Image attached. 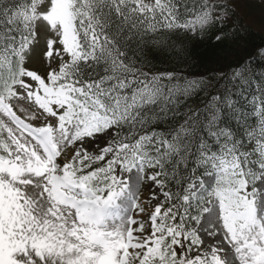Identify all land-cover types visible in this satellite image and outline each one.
<instances>
[{
  "label": "snow or ice",
  "instance_id": "obj_1",
  "mask_svg": "<svg viewBox=\"0 0 264 264\" xmlns=\"http://www.w3.org/2000/svg\"><path fill=\"white\" fill-rule=\"evenodd\" d=\"M255 2L0 0V264H264Z\"/></svg>",
  "mask_w": 264,
  "mask_h": 264
},
{
  "label": "rangeland",
  "instance_id": "obj_2",
  "mask_svg": "<svg viewBox=\"0 0 264 264\" xmlns=\"http://www.w3.org/2000/svg\"><path fill=\"white\" fill-rule=\"evenodd\" d=\"M250 17V24L264 31V5H261L258 0H256L250 9Z\"/></svg>",
  "mask_w": 264,
  "mask_h": 264
},
{
  "label": "trees",
  "instance_id": "obj_3",
  "mask_svg": "<svg viewBox=\"0 0 264 264\" xmlns=\"http://www.w3.org/2000/svg\"><path fill=\"white\" fill-rule=\"evenodd\" d=\"M251 28H252V34H251V39L249 41L250 47L257 45L261 43L262 40H264V31L256 27H253L252 25Z\"/></svg>",
  "mask_w": 264,
  "mask_h": 264
}]
</instances>
